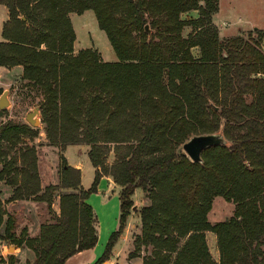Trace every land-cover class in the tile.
Returning a JSON list of instances; mask_svg holds the SVG:
<instances>
[{"label":"trees","instance_id":"16d2710c","mask_svg":"<svg viewBox=\"0 0 264 264\" xmlns=\"http://www.w3.org/2000/svg\"><path fill=\"white\" fill-rule=\"evenodd\" d=\"M3 23L0 66H21L20 80L38 94L41 122L53 146L90 145L91 186L62 156L59 214L40 225L37 236L19 233L16 218L1 208L0 239L32 251L25 264H64L97 243V216L88 197L104 174L121 187L118 227L102 254L108 260L123 231L131 196L140 188L148 204L138 211L136 249L150 252L142 264H264V30L254 28L220 37L212 15L218 0H0ZM92 10L117 57L106 62L95 48L74 53L69 13ZM197 11L184 19L183 13ZM148 27L146 30L145 27ZM190 31L184 35V29ZM197 47L198 56L191 49ZM223 135L226 144L205 148L191 160L182 144L191 136ZM37 135L25 122L0 124V184L12 189L6 203L39 195L35 149L2 160ZM125 152L106 171L104 147ZM104 168V170H103ZM14 169V171H13ZM47 190V188H46ZM220 196L233 214L210 223L207 214ZM216 237L219 258L209 250L206 232ZM136 256L133 254L132 257ZM15 254L1 264H18Z\"/></svg>","mask_w":264,"mask_h":264},{"label":"rangeland","instance_id":"374dc122","mask_svg":"<svg viewBox=\"0 0 264 264\" xmlns=\"http://www.w3.org/2000/svg\"><path fill=\"white\" fill-rule=\"evenodd\" d=\"M225 6L226 8H224ZM223 10L227 11L228 16H226V19L230 20L229 29H234V27L231 25L242 26L243 28H239L240 31L247 32L254 29L249 28L251 27V24H254L255 27H261L263 28L262 30H264V0H224V2L222 0V13ZM196 12L197 11L194 10L190 11L189 13H183L181 17L184 19H189L191 17H195L197 14ZM221 15L223 14H220V16ZM73 25V30H75L76 33V48H80L78 51L91 46V43L93 42L94 45L98 47L99 51L98 49L96 50L99 52L103 61L104 59L106 62L116 61V55L110 46L105 32L98 27L96 17L92 10H87L84 13V16H79L78 14L74 15ZM189 31L190 28L186 27L184 29V35H186ZM236 31L238 33L239 30L234 29V33ZM261 46L264 47V39L261 42ZM191 51L194 56L199 55L197 47H193ZM7 69L10 70V68ZM7 69H0V95L4 90H7V99L9 100L8 106L4 109H0V124L7 120L25 122L36 130L37 135L33 138L28 136L23 137V140L20 144H18L17 149H5L3 147L1 151L2 160H7L9 157H15L16 161L14 168H16L15 171L19 176L22 174L20 169H26L27 171L31 172L28 166L25 165L22 167L17 151L20 147H33L35 149L36 156L35 171L38 176L40 186V191L38 194L42 195L43 198L47 197L48 195H52V200L51 207H49L46 200H36L32 196L28 199H23L22 202L16 204H8L4 202L5 204H2L1 208H4L16 218L17 233H19L23 227H26L28 235L30 237H34L37 233H39L38 226L40 228L41 224L52 221L54 214H59V193L66 192L68 190L61 188L62 156L66 159L68 165H79V168L82 172L81 182L84 188L87 189L91 186L94 172L87 155L88 151L90 150V145L85 143L68 145L64 151H61L57 146L51 145L47 138L44 124L41 122L40 109L38 114L40 123L38 126L30 125L25 118L27 113L31 112L35 107H38L40 96L30 92L29 89L23 86L24 81L20 80L19 78L22 72L20 74H16L11 70L8 71ZM125 150V147H117L114 143H109L104 147L102 150L103 154H101V156L102 158H105L104 167L106 171H109L111 167H113ZM1 168L2 163H0V169ZM100 182L103 183H101V188L103 190L108 189L111 191L110 195L113 193L117 194L116 183L114 182L111 175L104 174L101 177ZM1 184H3V182ZM131 199L133 200L134 208L129 210V215L127 217L123 231L111 250L108 258L111 264H142L143 256L149 254L150 252V248L148 247L145 249L144 246H142L140 250H137L135 241L137 236L140 234V221H137L136 218H139L138 211L141 206L146 205L149 202L145 198V195L140 188H136L134 190ZM6 204L8 205L6 206ZM94 205L100 208L96 211L95 207L92 206L96 215L100 213L103 231L100 232L101 237L99 236V245H101L102 250H104L111 232L115 230L111 229L110 224H112L115 220L116 208H113L111 204L105 205L104 203L102 205L99 202H95ZM233 210V203L227 202L222 197L217 196L212 201L211 209L207 214V219L211 224L223 221L233 214ZM17 212L19 214L15 216L14 214ZM100 217L99 215L97 216L99 223ZM33 231L34 234L32 233ZM206 239L212 257L215 260H218L219 255L215 235L208 231L206 232ZM9 246L13 245H10L7 241H2L0 239V264L1 258L4 259L8 254L11 253L15 254L18 258V261H21V264H23L25 259L24 249L26 250V248H15L13 246L14 250L9 252ZM29 254V256H31L29 259L32 260L34 258L33 253L29 251ZM133 254H136V256L132 257Z\"/></svg>","mask_w":264,"mask_h":264},{"label":"crops","instance_id":"0c3cea01","mask_svg":"<svg viewBox=\"0 0 264 264\" xmlns=\"http://www.w3.org/2000/svg\"><path fill=\"white\" fill-rule=\"evenodd\" d=\"M223 2H224V0H223ZM224 8H226V6L224 7ZM87 11V10H86ZM86 11H84L83 13H81V14H78L79 16H84V13L86 12ZM187 13H189V12H187ZM197 13V12H196ZM77 13H69V18H70V21H71V23H72V26H73V29H74V25H73V17H74V15H76ZM220 14H223V15H221L220 16ZM197 15V14H196ZM195 15V16H196ZM226 16H228L227 15V11H224L223 10V13H222V0H218V11L216 12V13H214L213 15H212V20H213V22H214V24L218 27V30H219V33H220V35H221V37L223 38H225V37H229V36H233V35H235L236 33H237V31L234 33V29H236V30H240L239 28L240 27H242V26H235V25H231L232 27H234V29H229L230 28V26H229V24H230V20H228V19H226L227 17ZM8 19V10H7V8H6V6L5 5H3V4H0V42L3 40L2 39V36H1V31H2V26H3V23L6 21ZM232 23V22H231ZM98 25V24H97ZM243 28V27H242ZM249 28H259V29H263V28H261V27H255L254 26V24H251V27H249ZM242 30V29H241ZM244 30V29H243ZM74 32H75V30H74ZM76 34V33H75ZM111 46V45H110ZM87 48H95V49H98V47H96L95 45H94V43L92 42L91 43V46H89V47H87ZM78 49H80V48H76V40L74 41V43H73V50H74V53L75 52H77L78 51ZM98 51H99V49H98ZM103 57V56H102ZM117 58V57H116ZM104 59V58H103ZM104 61H106L105 59H104ZM0 69H7V68H5V67H2V66H0ZM8 71H13V73H16V74H20L21 72H22V67L21 66H14V67H11L10 68V70L9 69H7ZM67 148V147H66ZM70 166H72V167H75V168H77V169H79L80 170V173H81V176H82V172H81V169L79 168V165L78 164H75V165H70ZM93 168V167H92ZM93 172H94V168H93ZM82 177L80 178V183H81V185H82ZM102 182H100L99 181V183H98V189L99 190H101V191H99L98 189H97V191L95 192V193H92L89 197H88V199H87V202L91 205V206H93V207H95V209H96V211L97 210H99L100 208L99 207H96L94 204H95V202H99L100 204H104L105 203V205L107 204V205H109V204H111V206L113 207V208H116V216H115V220L113 221V223L112 224H110V226H111V229H116L117 227H118V218H119V215H120V208H119V206H120V200H119V193H120V187L116 184V189H117V194H115V193H113L112 195H110V190H108V189H106V190H103L102 188H101V186H102V184H101ZM82 187H84L83 185H82ZM11 193H12V189L10 188V187H8V186H6V185H4V184H0V200H1V202L2 203H4V201L11 195ZM19 202H22V200H18V201H15V202H9L8 204H16V203H19ZM5 204V203H4ZM8 204H6V206L8 205ZM101 205V206H102ZM56 211V210H55ZM57 212V211H56ZM58 213V212H57ZM98 213V212H97ZM19 213L17 212V213H15L14 215L15 216H17ZM98 215H99V217H100V213H98ZM98 215H96V216H98ZM137 218V221H140L139 220V218L138 217H136ZM99 220H100V223H99V221H98V223H97V235H98V239H97V244L93 247V248H91V249H87V250H83V251H81V252H78V253H76V254H74V255H72V256H70L68 259H66V261L64 262V264H89V263H92V262H94L95 260H97V258H99V255H100V253L103 251L102 250V246L101 245H99V236H100V232H102L103 231V225H102V222H101V217L99 218ZM38 229H39V226H38ZM110 230V229H109ZM38 232H39V230H38ZM33 234H34V231L32 232ZM38 234V233H37ZM36 234V235H37ZM35 235V236H36ZM31 237H33V236H31ZM101 237V236H100ZM101 246V247H100ZM29 249H24V256H25V259H24V261H23V264H25V261H26V259H29V258H31V256H29L30 254H29ZM30 252H32V251H30ZM30 260V259H29ZM18 264H21V261H19V263ZM103 264H111L110 263V261H109V259L108 260H106Z\"/></svg>","mask_w":264,"mask_h":264},{"label":"water","instance_id":"95a60500","mask_svg":"<svg viewBox=\"0 0 264 264\" xmlns=\"http://www.w3.org/2000/svg\"><path fill=\"white\" fill-rule=\"evenodd\" d=\"M148 30V27H145ZM8 91L4 90L0 95V109L8 106L9 100L7 99ZM39 107H35L31 112L27 113L25 118L32 126H38L40 118L38 117ZM226 144L221 133L216 134H201L191 136L187 141L182 144L183 151L193 161H200L202 151L212 145ZM9 252L14 250L13 246H9Z\"/></svg>","mask_w":264,"mask_h":264}]
</instances>
